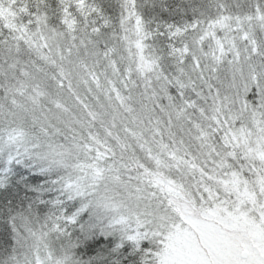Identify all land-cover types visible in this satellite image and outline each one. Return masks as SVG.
<instances>
[{"label": "snow or ice", "instance_id": "snow-or-ice-1", "mask_svg": "<svg viewBox=\"0 0 264 264\" xmlns=\"http://www.w3.org/2000/svg\"><path fill=\"white\" fill-rule=\"evenodd\" d=\"M0 264H264V0H0Z\"/></svg>", "mask_w": 264, "mask_h": 264}]
</instances>
